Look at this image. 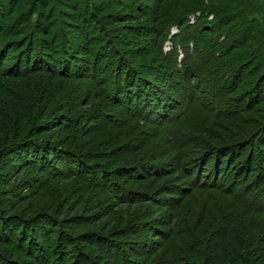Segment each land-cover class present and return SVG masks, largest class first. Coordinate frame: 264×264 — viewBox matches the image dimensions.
I'll return each mask as SVG.
<instances>
[{"label":"trees","instance_id":"16d2710c","mask_svg":"<svg viewBox=\"0 0 264 264\" xmlns=\"http://www.w3.org/2000/svg\"><path fill=\"white\" fill-rule=\"evenodd\" d=\"M175 1L179 3L174 4L170 13H163L160 9L163 4L156 8L158 16L155 18V23L161 24L160 30L164 29L163 31H165L175 24L180 30H189L190 27H193L194 47L198 51H202L201 47L198 48L201 42L205 44L203 33H210L212 44L219 46L218 57L210 58L213 61V71L230 72L227 81L228 86L231 83L232 87L229 86L228 91H233L237 96L234 102L246 99L245 96L249 97L247 102L242 104L244 110L236 111L235 109L234 112L222 113L220 108H216L217 113L214 115L222 119L221 122L213 120L205 122L206 120H204L200 124L203 128L200 134L203 136L198 137L199 142L190 146L194 152L197 149L198 155L190 153L183 162L187 155L186 149L183 154H180L182 159L176 169L180 170L182 177L192 181V189L189 190L176 187V191L172 192L171 188L174 186L164 185V182L168 181L167 179L176 177L174 171L167 172L163 167H158L148 160L149 154L145 143L144 146L142 144L136 146L130 141L137 136L135 132L137 133L138 128L135 129V132H127L129 138L123 141L119 140V142L114 139L108 140L103 136V130L92 122L101 118L106 121L104 124L107 125L111 121V116L108 113L95 110L97 107L107 109L103 106H107L108 102L95 106L93 108L95 115H91V113L87 115L88 111L84 113L85 111L78 106L81 99H86L87 102L92 101L95 94L98 93L97 87L101 91L98 95L113 104L112 108L114 109L123 105L124 108L130 110L128 104L130 101L128 97L124 96L131 93L132 90L141 97H144L146 93L156 97L154 91L150 92L153 88L158 89L155 82L146 84L144 81L142 84V81H139L142 78L136 76V68L132 67L130 62L125 61L123 56L117 57V54H114L113 60L116 64L105 65L107 68L104 69V77L99 79L95 78V73L98 70L94 64L92 69L87 71V68L89 69V63H87L86 74L80 70L70 71V62L68 60L64 62L60 57L53 59L55 64L50 66L46 60L48 59L51 63L53 58L51 52H59L61 57L63 54L69 56L72 45L70 42V46H68L67 35L69 33H65L62 19L59 17V21H57L56 17L47 18L46 8H40L36 12L38 18L29 23L27 29L17 31V34L21 35L20 40L4 44L10 45L7 48L11 49L17 47L16 49H20L23 54L20 58L23 61L19 60L18 65H15V67L17 66V69L15 68L16 77L27 81L28 77L37 69L48 68L66 75L69 81L71 79L76 84L72 86H70V82L58 84L61 86L52 87V90L41 87L40 89H31L26 85H21V91L14 92L12 89L11 91L7 89L5 83L0 80V102H3L0 104V264H14L13 260L7 259L3 254L6 249H9V255L11 253L21 255L30 264H42V257L49 264L53 256L50 254L51 251L54 252L56 263L67 264L70 258L67 246L63 245L64 240L57 242L55 248L46 245L53 238V233L51 234L53 229L48 233V236H44L45 232L49 231L46 224L56 223L53 212H39V210H34V206L27 207L28 205L22 207L24 197L21 200L11 198L13 195L9 194L10 190L7 188L13 187L12 179L5 172L13 168L14 164H18L19 172L22 169H36L35 171L39 175L46 176V180L59 177L63 173L78 178V175L84 171L87 174L91 173L89 174L90 178L93 176V179H96L100 177L98 172L105 175L109 171H102L103 169L97 165L99 163L91 162L93 159L102 157L101 152H95L97 147L95 143L104 146L106 144L107 150L103 155L110 160V163H106L109 164L107 168H112L117 180L130 182L139 187L144 186L153 193L150 195L133 190L132 187L123 188L119 184L113 183L111 191L115 193V197L119 201L133 203L140 198L147 199L146 197L153 198V200L161 199L163 194L169 193L174 196H168L169 200L164 205L171 204V209H174L176 213L181 211L177 216L173 213L169 219L170 222L164 220L166 231L162 233L159 245L156 248L151 247L152 249L141 256L138 255V260H134L131 256L125 257V253L120 252L121 248L108 240H104L105 243L108 242L111 248L116 247V250L111 252V249L108 250L109 247L105 246L106 249H104L105 247L99 246L98 253L101 256H97L96 259L103 261L107 259L110 264H264V170L262 171L258 167L257 173L253 175L251 166L233 164L237 154L236 150L242 149L245 141L251 139L254 134H257L256 140L260 135V138L264 140V95L261 96V92H257L260 83L259 86H254V92L249 89L240 92L244 86H247L249 80L247 71L243 73L247 67L242 65L233 69L236 62L242 64L251 61L249 69L264 71V0L261 1L262 4L259 0ZM79 5L80 1L78 0H72L70 4L66 5V7H70V14H66L70 16V21H76L73 11ZM138 5L141 7V4ZM84 6V16L81 18L83 20L87 19L85 15H89L87 13L89 7L98 10L96 5L86 4ZM149 7L147 5L146 8L140 9L148 12ZM65 11L60 10L59 13L64 16ZM197 11L200 12L201 17L194 15V22L191 25L188 24L189 17ZM210 14H212V19L200 27L197 24L199 19H204ZM95 21L98 22V19ZM184 25L185 27H183ZM81 30L84 34L81 40L87 42L85 46L88 48L95 45L93 36L88 37V30L83 27ZM221 36L223 39L219 42ZM87 48L85 54L90 55L91 52ZM192 51L195 53V50ZM183 52L187 56L190 51L186 47ZM1 54L2 52H0ZM206 54H210V52L206 50ZM216 60L219 63H216ZM83 62H85L83 63V67H85L87 61ZM58 63L63 67L59 68ZM75 66L76 64H74ZM216 67L217 70H215ZM254 72L252 73L254 74ZM152 73L154 74V72ZM152 73L148 72L146 75ZM5 75L0 66V77H7ZM87 75L97 80V83H86ZM99 80L104 82L103 86ZM154 81L160 83L163 80L155 77ZM262 82L264 83V81ZM146 86L152 89L147 90ZM53 88H56L57 91H54ZM168 99L174 100L170 97ZM95 102L99 103V101ZM194 102L195 100L191 103ZM150 105L153 104L150 103L143 109L147 117L151 113L148 108ZM193 108L196 110L198 106L193 105ZM162 115L168 117L167 113L162 112ZM225 115L233 116L223 118ZM117 124L118 122L113 125L116 127ZM169 130L170 132L167 133H173L170 128ZM219 130L222 135L217 133ZM117 132L125 134L126 131L124 128H118ZM162 132L164 134V131ZM131 134L133 135L131 136ZM111 135L113 134L111 133ZM117 137L119 138L121 135ZM139 140L141 141V139ZM104 141H106L105 144L102 143ZM208 141H213L215 144L210 146ZM176 146L177 142H174L171 150ZM153 157L156 158L158 155ZM70 160L75 163L74 166L70 165ZM91 164H96L97 167L94 168L102 170H94V172ZM43 181L40 178L34 180V187L40 189L44 184ZM244 181H247V184ZM88 185L89 189H93V185ZM209 185L218 191L228 185L229 195L234 196L236 201L232 200L233 203L228 202L223 205V203H215L213 197L208 196L207 198L202 197L200 203H190V200L185 198L193 191V188L210 187ZM109 187L110 184L106 189ZM33 191L35 196L39 193L37 189H33ZM97 197L99 195H95V198ZM100 203L101 200L96 202L98 205ZM141 213L143 212H134L128 219L121 218V225L129 228L132 222L136 223L141 220L139 218ZM183 213L185 217H182ZM173 217H177L176 221L173 220ZM142 223V221L139 222V225ZM180 225H184L185 228L178 229ZM29 231L30 234L37 232L39 240L30 236L27 233ZM81 256L84 257L85 254L83 253ZM89 261L88 264L94 262L91 260L89 263Z\"/></svg>","mask_w":264,"mask_h":264},{"label":"rangeland","instance_id":"374dc122","mask_svg":"<svg viewBox=\"0 0 264 264\" xmlns=\"http://www.w3.org/2000/svg\"><path fill=\"white\" fill-rule=\"evenodd\" d=\"M78 1H80V5L73 11L76 21H70V16L66 15L68 13L70 14V7H66V5L68 3L70 4L72 0H0V52H2L0 55V66L1 70L6 74L5 76H7L0 77V80L5 83L7 89L10 91L12 89L14 92H19L18 90L21 89V85H26L31 89H40L41 87L42 89L52 90V87H57L58 84H68L69 82L70 86L76 84L71 79L69 81L66 75L59 74L57 71L55 72L48 68L45 70L37 69L35 73L28 77L27 81L15 75V68L17 69L15 65H18L23 54L20 52V49H16L17 47H12L11 49L7 48L10 45L4 44L20 40L21 35L17 34V31L24 30V28L27 29V25L38 18L36 12L40 8H46L45 13H48L47 18L52 16L54 18L56 17L57 21H59V17L62 19V23L64 22V26L62 25V27H64L65 33H69L67 35L68 38L66 36L69 44H66L70 46L71 42L72 45L69 56L63 54V57H61L58 54L59 52H51V56L53 57L51 63L48 59H45L50 66L55 64L53 59L60 57L64 62L67 60L70 62V71L80 70V72L86 74L87 63H89V69L87 68V71L94 64L98 70L95 73V78L99 79L100 77H104V69L107 68L105 65L116 64L113 59L115 58L114 54H117V57L123 56L125 61L130 62L131 66L136 68V76L142 78L139 80L142 81V84H144V81L146 84L147 82H155L158 89H152L148 86L146 88L147 90L152 89L150 92L154 91L156 93L154 96L156 97H152L147 93L145 96L143 95L144 97H141L134 90L124 96L128 97L130 101V103L128 102L130 110L124 108L123 105L118 106L116 109L112 108L113 104L98 95L101 92L98 87V93L95 92L96 94L92 101L89 100L87 102L86 99H81L78 106L85 111L84 113L88 111L87 115H90V113L91 115H95L93 108L108 102L107 106H103L107 109L97 107L95 110H101L111 116V121L107 123L110 126L105 125L104 122L106 121L101 118L98 121L94 120L92 122V124H97L96 127H100L103 130V136L105 138L107 137L108 140L114 139V141L119 142V140L123 141L129 138L127 137V132H135V129L138 128L137 133L135 132L137 136L130 141L136 146L138 144L144 146L145 143L149 154L148 160L158 167H163L167 172L174 171L173 173L176 177L167 179L168 181L164 182V185L170 184L169 187L171 185L174 186L171 188L172 192L176 191V187L188 190L192 189V181L182 177L180 170L177 171L176 169L181 161L180 159H182L180 154H183L186 149L185 152H187V155L184 157L183 162L188 158L190 153H195L196 156L198 155L199 152H197V149L194 152V149L190 148V146L199 142L198 137L201 138L203 136L200 134L202 132L201 130H203L200 124L204 120H206L205 122H211L212 120L214 122H221L220 120L222 119L214 115L217 113L216 108H220L222 113L234 112L235 109L236 111L239 109L244 110L242 104L244 102L246 103L249 99L248 96H245L246 99L234 102L237 96H235L233 91H228L229 86H231V83L228 86L227 81L230 72L219 73L218 71H213V61L210 58L218 57L219 51L217 50L219 46L212 44V41H210L212 35L210 33L204 32L202 37H204L205 44L201 42V45L198 47L199 49L201 47L202 51L196 50L194 47L195 39L192 36L194 33L193 27H190L189 30H180L178 25L175 24L165 29V31H163L164 29L160 30L161 24L155 23V18L158 16L156 8H159L160 4H163L160 7L163 13H170L174 4L179 3L175 0ZM215 1L213 0V2ZM261 1L263 0H259L260 4H262ZM204 3L207 2L204 1ZM83 4L96 5L98 6V10L89 7L87 10L89 15H85L87 19L83 20L81 19L84 16L83 10L85 6ZM138 4H141V7ZM147 5L150 6L148 9L149 13L142 10ZM60 10H66L64 12L66 16L59 13ZM147 13L149 14L148 17L146 16ZM194 15L200 16V12L197 11L192 14L189 17L188 24L191 25L194 22ZM96 19H98V22L95 21ZM211 19L212 14L204 19H199L197 24L201 27ZM89 20H91L90 23H88ZM82 27L88 30L89 38L93 36L92 38L95 39L93 40L96 43L92 47L87 48L85 46L87 42L81 40L84 37L82 36L84 35L81 30ZM1 34L3 35L1 36ZM70 38L71 40H69ZM222 39L223 37L221 36L218 41L221 42ZM186 47L190 51L187 56L183 52ZM78 48L79 50H77ZM86 48L90 50V55L85 54ZM205 49L210 54H206ZM192 50H195V53ZM231 60L233 59L231 58ZM83 61H87L85 67H83V63H85ZM216 63L219 62L217 61ZM240 63L236 62V66L233 69L244 65L247 68H245L246 70L244 69L243 73L247 71L246 74L249 76L247 86H244L240 92L247 89L253 91L254 86H259L258 84L260 83L257 92H261V96L264 95V83L262 82L264 81V71H257L258 69L254 68L249 69V63L251 61ZM74 64H76L75 67ZM57 66L59 68L63 67L59 63ZM215 70H217V67ZM253 71H255L254 74L252 73ZM148 72H154V74H150L152 76L146 75ZM154 75L163 81H160V83L154 81ZM87 77L88 79H85L86 83H97V80L88 75ZM99 81L103 86L104 82ZM53 89L57 91L56 88ZM169 97L174 100L168 99ZM193 100L195 102L191 103ZM95 101H99V103ZM2 103L1 101L0 104ZM150 103L153 105L148 107L151 113L147 117L143 109L149 106ZM193 105H197L198 109L195 110ZM215 105L216 107H214ZM162 112L167 113L168 117H163ZM231 116L233 115H225L223 118H230ZM117 122L118 124L115 127L113 124ZM118 128H124L126 131L125 134H118ZM169 128L173 133H167L170 132ZM162 131H164V134ZM219 131L217 133L222 135V132ZM119 135L121 137L118 138L117 136ZM260 136L257 140L255 139L257 138V134H254L251 139L248 138L249 140L245 141L242 149L238 148L236 150L237 154L233 161L235 165L251 166L253 175L257 173L256 169L258 167L262 171L264 170V140ZM172 141L173 143L177 142V146L173 150H171L173 145ZM102 143L105 144L106 141ZM208 143L210 146H212L211 144H215L213 141H208ZM95 144L97 145L95 152H101L102 157L100 159H93L91 162L99 163L97 165L103 170L94 168L96 164H91V167H93V171H109L107 174L104 175L98 172L97 174H100V177L93 179V176L90 178L89 174L91 173L87 174L85 171L82 172L84 174H77L78 178L63 173L59 177L46 180V176L39 175L35 171L36 169H22L19 172L20 168L18 169V164H14L13 168L5 172L10 175L13 184L12 188L9 187L7 189L10 190L9 194L14 196L11 197L13 199L18 198L21 200L24 197L22 199L24 200V203L21 204L22 207L28 205L27 207L34 206V210H39V212H53L56 223H52L51 225L45 223L49 231L45 232L46 235L44 236H48V233L53 229L51 232V234L53 233V238L46 245L54 246L55 248L57 242L64 240L63 245L67 246V251L70 255L67 264H73L74 262L77 264H82V262L88 264L89 259V263L91 260L94 261L90 264H110L107 259L104 261L96 259L101 256L98 253L99 246H107L109 247L108 250L111 249V252L116 250V247L111 248L108 242L121 248L120 252L125 253V257L131 256L134 260H138V255L141 256L159 245L161 235L166 231L164 220L170 222L169 219H171L172 214L174 213L177 216L181 211L176 213L174 209H171V204L164 205L169 200L168 196H174L169 193L163 194L161 199L153 200V198L146 197L147 199L140 198L133 203L119 201L115 197V193L111 191V184L113 183H117L123 188L132 187L133 190L145 192L150 195H153V193L144 186L139 187L130 182L126 183L120 179L117 180L112 168H107L109 164L106 163H110V160L103 155L105 150H107L105 148L106 144L105 146L99 143ZM155 155H158V157H153ZM73 164L75 163L70 160V165ZM38 178L44 180V184L40 189L33 185L34 180ZM88 184L93 185V189H89ZM109 184L110 187L106 189ZM245 184H247V181ZM32 188L39 191L36 196ZM212 188L211 186L193 188V191L185 198H188L190 203H200L202 197L207 198L208 196L213 197L215 203H223V205L236 201L234 196L229 195L228 185L223 189H219V191ZM95 195H99V197L95 198ZM33 198L34 201L31 202ZM98 200H101L100 205L96 204ZM235 206H237L236 203ZM27 211L31 212L29 210ZM139 211L143 212L140 214V221L136 223L132 222L129 228L121 225V218L128 219L132 213ZM181 215L185 217L184 213ZM176 218L173 220L176 221ZM141 221L143 223L139 225ZM183 228H185L184 225L178 227V229ZM27 233L30 234V231ZM30 236H34L36 240H39L37 232H33ZM104 240H108V242L105 243ZM83 253L85 254L84 257L81 256ZM3 254L7 259L13 260L14 264H30L21 255L13 253L9 255V249H6ZM50 254H53V256L49 264H59L54 260V252L51 251ZM43 259L42 257V264H47V260L44 261Z\"/></svg>","mask_w":264,"mask_h":264}]
</instances>
